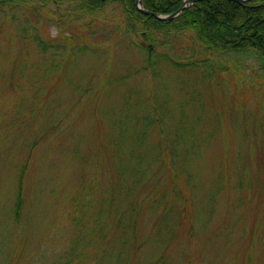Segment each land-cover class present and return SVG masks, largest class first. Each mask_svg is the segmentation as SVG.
I'll list each match as a JSON object with an SVG mask.
<instances>
[{
    "label": "rangeland",
    "instance_id": "374dc122",
    "mask_svg": "<svg viewBox=\"0 0 264 264\" xmlns=\"http://www.w3.org/2000/svg\"><path fill=\"white\" fill-rule=\"evenodd\" d=\"M34 1L0 7V264H126L131 253L130 264H264V98L246 94L233 102L207 82L196 83L194 73L164 65L173 111L163 108L162 120L144 129L134 99L126 106L122 97L166 96L142 70V38L127 30L122 7L112 3L72 18ZM39 40L49 49L41 51ZM238 63L256 90L255 62L239 57ZM185 79L188 89L179 85ZM193 91L196 107H175ZM235 108L252 115L244 131ZM115 120L127 126L124 141L129 132H146L144 145L165 148L157 167L164 187L136 190L137 249L131 236L122 243L114 227L124 215L121 199L99 222L92 211L82 225L71 219L89 177L95 175L91 197L106 198ZM184 205L190 234L178 217Z\"/></svg>",
    "mask_w": 264,
    "mask_h": 264
},
{
    "label": "trees",
    "instance_id": "16d2710c",
    "mask_svg": "<svg viewBox=\"0 0 264 264\" xmlns=\"http://www.w3.org/2000/svg\"><path fill=\"white\" fill-rule=\"evenodd\" d=\"M40 1L43 5L47 3L53 5L55 7L53 14L63 12L64 14L59 16H71L72 18L85 17L100 12L106 5L112 3H117L122 7L127 21V30L137 31L142 38V43L139 45L145 58L142 70L149 73L155 84L159 82L161 92L166 96V99L162 101L155 95L140 94L138 99L126 94L122 97V105L126 106L134 99L131 102L132 108L136 107L137 110H140L144 129L151 127L155 120H162L163 108L168 107V111H173L168 89L162 82V67L164 65L173 72L194 73L193 76H196L198 81L196 83L207 82L212 90L219 89L233 102L237 101L238 96L246 97V94L256 99L257 102L264 98V0H250L249 2L196 0L176 18L169 21H158L154 17L142 13L135 6L136 0ZM182 1L141 0L140 5L149 12L169 15L180 7ZM28 2L36 3L34 0H0V7L6 3L24 5ZM29 36L30 34L25 30L22 37L28 39ZM66 40H72V37L64 38V42ZM45 43L44 40L38 41V46L43 52L49 49ZM70 54L75 55L74 51ZM239 57H248L255 62L256 65L251 71L258 86L256 90H252L250 77L244 75L243 66L238 63ZM180 84L182 89L189 88L186 79ZM187 93L189 94V91ZM198 102L197 92L193 91L188 99L175 102V107L183 108L186 105L196 107ZM236 107L241 108L238 105ZM259 107L254 110L256 113H258ZM237 108H235L233 116L238 117L242 125L240 127L244 131L246 121L252 119V115L249 111L241 113ZM262 109L261 107L260 111ZM113 126L116 127V133L109 141L110 160L108 158L107 160L111 162L110 170L114 176L106 189V198L98 203L97 199L91 197L95 193V175L92 179L89 177L82 183L81 190L74 199L73 208L76 211L73 215L71 214V219L82 225L84 216L92 211L94 221L99 222L98 218L102 213L114 209L118 199H121L124 204V215L118 219L115 218L116 225L114 227L117 230L120 229L122 243H125L131 236L135 239L133 248L137 249L139 245L136 244V229L140 209L136 208L135 194L138 192L136 190L146 188L151 184H153L152 191L160 190V186L164 187L163 175L160 174L161 170L158 173L159 168L157 169V167L162 164L165 157L163 154L165 148L161 143L153 146L144 145L147 138L146 132H129V140L124 141L123 138H127V130H124L127 126H123L118 120L113 122ZM130 179H132L131 185L127 187ZM171 180L173 179L171 178ZM177 184V181H173V184L169 186L173 195ZM21 186L22 175L18 185L15 218L19 217L21 211ZM163 193L164 191L162 196ZM148 195L149 193L145 194L144 201L147 200ZM183 198L182 200L187 202ZM93 203H98L94 210H92ZM186 207V205L183 206L180 211L182 214L178 216L181 219L180 223L184 232L186 228L188 231L191 227L189 209ZM101 209L104 211L102 212ZM187 234H190V229ZM133 255L134 253L129 255V261L126 264L131 263Z\"/></svg>",
    "mask_w": 264,
    "mask_h": 264
},
{
    "label": "water",
    "instance_id": "95a60500",
    "mask_svg": "<svg viewBox=\"0 0 264 264\" xmlns=\"http://www.w3.org/2000/svg\"><path fill=\"white\" fill-rule=\"evenodd\" d=\"M140 1L141 0H136L135 1V6L137 7V9L139 11H141L142 13L152 16L154 17L156 20L158 21H169L172 20L174 18H176L184 9H186L187 7H189L193 2H195L196 0H184L180 7L173 13L169 14V15H159L157 13H153V12H149L147 10H144L141 5H140ZM236 2H248L250 0H234Z\"/></svg>",
    "mask_w": 264,
    "mask_h": 264
}]
</instances>
